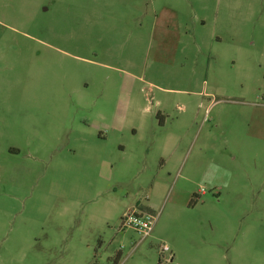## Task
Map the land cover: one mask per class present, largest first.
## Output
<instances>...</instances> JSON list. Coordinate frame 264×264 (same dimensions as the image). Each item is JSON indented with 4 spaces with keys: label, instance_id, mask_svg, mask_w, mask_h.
<instances>
[{
    "label": "rangeland",
    "instance_id": "374dc122",
    "mask_svg": "<svg viewBox=\"0 0 264 264\" xmlns=\"http://www.w3.org/2000/svg\"><path fill=\"white\" fill-rule=\"evenodd\" d=\"M0 264H264V0H0Z\"/></svg>",
    "mask_w": 264,
    "mask_h": 264
},
{
    "label": "built area",
    "instance_id": "2783aa9c",
    "mask_svg": "<svg viewBox=\"0 0 264 264\" xmlns=\"http://www.w3.org/2000/svg\"><path fill=\"white\" fill-rule=\"evenodd\" d=\"M155 220L153 216L133 209L123 216L121 229L131 228L146 239L153 231Z\"/></svg>",
    "mask_w": 264,
    "mask_h": 264
},
{
    "label": "crops",
    "instance_id": "0c3cea01",
    "mask_svg": "<svg viewBox=\"0 0 264 264\" xmlns=\"http://www.w3.org/2000/svg\"><path fill=\"white\" fill-rule=\"evenodd\" d=\"M155 15H156L155 25L157 27L162 26V22L159 21V16L166 15V17L170 20V22L172 21V23H170V26H167V28H170L171 26L174 25L175 29L178 30V32H181L182 29L185 30L187 29L188 22L186 23L185 21L184 24L180 23V20L178 19L179 18L178 10L174 9L173 7L164 6L158 12H155ZM144 209L146 208L144 207Z\"/></svg>",
    "mask_w": 264,
    "mask_h": 264
},
{
    "label": "trees",
    "instance_id": "16d2710c",
    "mask_svg": "<svg viewBox=\"0 0 264 264\" xmlns=\"http://www.w3.org/2000/svg\"><path fill=\"white\" fill-rule=\"evenodd\" d=\"M196 201H197V196L195 195V196H193V198H192V204H196Z\"/></svg>",
    "mask_w": 264,
    "mask_h": 264
}]
</instances>
